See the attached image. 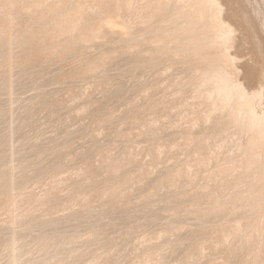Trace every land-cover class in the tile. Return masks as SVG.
Listing matches in <instances>:
<instances>
[{
	"label": "rangeland",
	"instance_id": "rangeland-1",
	"mask_svg": "<svg viewBox=\"0 0 264 264\" xmlns=\"http://www.w3.org/2000/svg\"><path fill=\"white\" fill-rule=\"evenodd\" d=\"M123 1L0 0V264H264V148L212 112L199 77L215 50H181L165 12ZM221 4L226 68L252 90L264 0Z\"/></svg>",
	"mask_w": 264,
	"mask_h": 264
},
{
	"label": "bare ground",
	"instance_id": "bare-ground-1",
	"mask_svg": "<svg viewBox=\"0 0 264 264\" xmlns=\"http://www.w3.org/2000/svg\"><path fill=\"white\" fill-rule=\"evenodd\" d=\"M119 1V0H118ZM137 1V0H136ZM146 1V0H145ZM149 1V0H148ZM151 4L150 7H152L151 13L148 15V18H155L160 14V12H165V16L163 18H159L157 21V27L164 28L167 26H170L169 29H167L166 34L168 37H170L172 40L176 41L178 46H180V49L183 51H188L193 54H198L201 50V48L205 49H213L215 50L214 53H205L202 55V58H204V62L207 64V66L204 68L202 75V78L199 77V80L204 81L207 80L206 83H213V87L211 89V93L209 92V88L207 89L208 93L211 97V104L212 106V112H219L223 109L225 111L227 117L232 122L234 121L237 123V125H240L241 127H247L252 131L255 136H253L250 146L252 147V151L255 148H264V145L261 143V141L264 139V103L258 102L259 105H261V108L263 109L258 110L254 103L257 100L256 97L258 96H264V83L260 80V82L251 90L246 88L245 86L241 85V82L234 81L230 78L231 73H229L228 69L226 68L228 66V62L230 60H234V62H237V54L230 53L231 48L226 50L223 47H226L228 45L227 43L231 39V35L235 31L232 24L229 22L228 19H226L225 16L222 15L223 12V6L221 4V0H150ZM149 1V2H150ZM135 2V0L133 1ZM132 0H124L119 6L120 8L123 7L124 9L128 10L131 6H133ZM144 2V0H143ZM142 2V3H143ZM147 2V1H146ZM96 4L95 2H93ZM136 3V2H135ZM61 4V3H60ZM137 4V3H136ZM135 4V5H136ZM87 5V4H86ZM84 6V5H83ZM139 6V5H138ZM90 7H92L90 5ZM135 8V6H133ZM132 7V9H133ZM70 8V7H69ZM80 8H82L80 6ZM84 8V7H83ZM98 8V7H97ZM141 8V7H140ZM102 9V8H100ZM131 9V11H132ZM142 9V8H141ZM69 10V9H68ZM135 10V9H134ZM133 10V12H134ZM78 11H81L78 10ZM83 11V10H82ZM99 11V10H98ZM143 11H141L142 13ZM79 14V13H78ZM97 14V13H96ZM131 14V13H130ZM148 12H146V15ZM57 15V14H56ZM81 15V13L79 14ZM139 15V14H138ZM141 15V14H140ZM139 15V16H140ZM138 16V17H139ZM137 17V16H136ZM143 17V16H142ZM71 17L69 15L65 16L66 21L70 20ZM126 19V18H125ZM128 19V18H127ZM131 18H129L130 20ZM136 19V18H135ZM138 20H141V17L137 18ZM136 19V20H137ZM144 19V18H143ZM142 19V20H143ZM62 20V19H61ZM122 20V19H121ZM124 20V19H123ZM147 20V18H146ZM155 20V19H154ZM65 21V23H67ZM135 21V20H134ZM124 22V21H123ZM132 22V21H130ZM107 25L115 26L116 23L113 19H110L106 22ZM126 24V22H125ZM133 24V23H132ZM80 25V24H79ZM59 26V25H58ZM74 25L72 24H65L64 27L73 28ZM131 26V25H130ZM12 27V26H11ZM79 27V26H78ZM148 27V26H147ZM30 28V27H29ZM150 28V27H149ZM80 29V27H79ZM76 30V29H75ZM130 31L127 29V32ZM132 31V30H131ZM75 32V31H74ZM64 33V32H63ZM78 33V32H76ZM72 35V34H71ZM40 37V36H39ZM161 37V36H160ZM232 41V40H230ZM230 43V42H229ZM100 48V47H99ZM113 51V50H112ZM17 54V53H16ZM97 54V53H96ZM240 57V56H239ZM236 60V61H235ZM10 61V60H9ZM233 62V64H234ZM23 63V62H22ZM230 63V62H229ZM232 62L230 63V65ZM237 63H235L236 65ZM233 65V68L234 66ZM34 67V66H33ZM129 67V66H128ZM171 67V66H170ZM231 67V66H230ZM128 69V68H127ZM237 69V68H235ZM239 69V68H238ZM149 70V69H148ZM170 70V69H169ZM172 70V69H171ZM184 70V69H183ZM198 71V69L196 70ZM195 71V72H196ZM200 71V70H199ZM198 71V72H199ZM153 73L155 72L152 71ZM180 72V71H179ZM193 72V71H192ZM192 72H189L193 74ZM239 72V71H238ZM182 73V72H181ZM37 74V73H36ZM173 74V73H171ZM197 74V72H196ZM111 75V74H110ZM200 75V76H201ZM180 76V75H178ZM195 76V73H194ZM197 76V75H196ZM8 77V76H7ZM140 77V76H139ZM144 77V76H142ZM187 77V76H186ZM191 77V76H190ZM193 77V76H192ZM235 77V76H234ZM177 78V77H176ZM121 79V78H120ZM152 79V78H151ZM194 79H197L194 78ZM178 80V79H177ZM185 80V79H184ZM190 83L192 82V79H190ZM195 80V86L196 81ZM239 80V79H238ZM136 81V80H135ZM144 81V80H143ZM141 82V81H140ZM150 82V81H149ZM166 82V81H165ZM164 82V83H165ZM115 83V82H114ZM136 83V82H135ZM193 83V82H192ZM200 84L202 82H199ZM205 81L203 84H206ZM139 84V83H138ZM186 84H188L186 82ZM113 85V84H112ZM127 85V84H126ZM194 85V84H192ZM143 86V85H142ZM193 86V87H195ZM199 88L201 89L204 85H199ZM201 86V87H200ZM126 87V86H125ZM145 87V86H144ZM117 88V87H116ZM191 88V85H190ZM120 89V88H119ZM122 89V88H121ZM129 89V88H128ZM142 89V88H141ZM148 89V88H147ZM164 89V88H163ZM178 89V88H177ZM194 89V88H193ZM192 89V90H193ZM198 88L194 89L197 91ZM199 89V90H200ZM206 89H202L197 92L199 93H205L204 91ZM127 90V89H126ZM195 94L196 92H194ZM204 90V91H203ZM128 91V90H127ZM162 91V89H161ZM191 91V90H190ZM69 92V91H68ZM113 92V91H112ZM181 92V90H180ZM170 93V92H169ZM192 93V92H191ZM196 94L201 95V94ZM107 94V93H106ZM105 94V95H106ZM127 94V93H126ZM135 95V94H134ZM173 95V93H172ZM203 95V94H202ZM176 96V95H175ZM214 96V98H212ZM78 97V96H77ZM158 97V96H157ZM162 97V96H161ZM174 97V96H173ZM182 97V96H181ZM203 96H198V98L203 99ZM135 98V97H134ZM181 99V98H180ZM256 99V100H255ZM260 99V97H259ZM263 99V98H262ZM193 100V99H192ZM195 100V99H194ZM83 101V100H82ZM122 101V100H121ZM138 101V100H137ZM156 101V100H155ZM261 101V100H260ZM264 101V100H263ZM118 102V101H117ZM192 102V101H191ZM11 103V102H10ZM19 103V102H18ZM82 103V102H81ZM84 103V102H83ZM128 103V102H127ZM126 103V104H127ZM129 104V103H128ZM148 104V103H147ZM199 104V103H198ZM209 104V103H208ZM10 105V104H9ZM15 105V104H14ZM146 105V104H145ZM165 105V104H164ZM185 105V104H184ZM215 105V106H214ZM216 105L219 109H217ZM141 106V105H140ZM168 106V105H167ZM180 106V104H179ZM258 106V105H257ZM157 107V106H156ZM205 107V105H204ZM207 107V106H206ZM216 107V108H214ZM202 108V107H201ZM214 109V110H213ZM218 111H216V110ZM137 110V109H136ZM161 110V109H160ZM199 110V109H198ZM211 110V109H210ZM8 111V110H7ZM10 111V110H9ZM130 111V110H129ZM162 111V110H161ZM177 111V110H176ZM204 111V110H203ZM79 112V111H77ZM134 112V111H133ZM143 113V112H142ZM141 113V114H142ZM156 113V112H155ZM174 113V112H173ZM77 114V113H76ZM179 114V113H178ZM139 115V114H138ZM144 115V114H143ZM157 115V114H156ZM225 115V114H224ZM197 116V114H196ZM223 116V115H222ZM191 117V116H190ZM148 118V117H147ZM154 118V117H153ZM165 118V117H164ZM184 118V117H183ZM221 118V117H220ZM227 118V119H228ZM130 119V118H129ZM210 119V118H208ZM226 119V120H227ZM132 120V119H131ZM137 120V119H135ZM134 120V121H135ZM169 120V119H168ZM144 121V120H143ZM194 121V120H193ZM228 121V120H227ZM22 122V121H21ZM224 122V121H223ZM230 122V123H231ZM11 123V122H10ZM93 123V122H92ZM175 123V122H174ZM199 123V122H198ZM210 123V122H209ZM123 124V123H122ZM229 124V123H227ZM25 125V124H24ZM68 125V124H67ZM164 125V124H163ZM180 125V124H179ZM188 125V124H187ZM226 125V124H225ZM236 125V124H235ZM35 126V125H34ZM120 126V124H119ZM154 126V125H153ZM181 126V125H180ZM196 126V125H194ZM200 126V125H199ZM232 125V128H235V126ZM239 126V127H240ZM11 127V126H10ZM97 127V126H96ZM117 127V126H115ZM156 127V126H155ZM176 127V126H175ZM198 127V126H197ZM225 127V126H224ZM237 127V126H236ZM237 127L238 129H240ZM118 128V127H117ZM196 128V127H195ZM67 129V128H66ZM155 129V128H154ZM153 129V130H154ZM221 129V128H220ZM230 129V128H229ZM71 130V129H70ZM114 130V129H113ZM242 130V128H241ZM240 130V131H241ZM122 131V130H121ZM245 131V130H244ZM42 132V131H41ZM93 132V131H92ZM118 132V131H117ZM120 132V131H119ZM172 132V131H171ZM201 132V130H200ZM204 132V131H203ZM31 133V132H30ZM177 133V132H176ZM247 133V131H246ZM118 134V133H117ZM132 134V133H131ZM169 134V132H168ZM173 134V132H172ZM144 135V134H143ZM235 135V134H234ZM237 135V134H236ZM240 135V134H239ZM248 135V134H247ZM228 136V135H227ZM164 137V136H163ZM171 137V136H169ZM211 137V136H210ZM36 138V137H35ZM155 138V137H154ZM40 139V138H39ZM38 139V140H39ZM132 139V138H131ZM224 139V138H223ZM154 140V139H153ZM237 140V139H235ZM242 140V139H241ZM143 141V140H142ZM239 141V140H238ZM30 142V141H29ZM35 142V141H34ZM57 142V141H56ZM144 142V141H143ZM190 142V141H189ZM226 142V141H225ZM236 142V141H235ZM241 142V141H240ZM149 143V142H148ZM162 144V143H161ZM234 144V143H233ZM237 145V142L235 143ZM11 145V144H10ZM194 145V144H193ZM209 145V144H207ZM235 145V146H236ZM244 145V144H243ZM242 145V147H243ZM86 146V145H85ZM94 147V146H92ZM98 147V146H97ZM140 147V146H139ZM150 147V146H149ZM241 147V146H240ZM246 147V145H245ZM231 148V147H230ZM234 148V146H233ZM237 148V147H236ZM159 149V148H158ZM227 149V148H226ZM60 150V149H59ZM161 150V148H160ZM237 150V149H236ZM241 150V149H240ZM12 151V150H11ZM235 151V149H234ZM203 152V151H202ZM159 153V152H158ZM243 153V150H242ZM227 155V154H226ZM241 155V154H240ZM243 155V154H242ZM258 158V162L260 163L261 168V174L262 178L264 179V153L259 152L255 154ZM254 155V157H255ZM224 156V155H223ZM253 156V155H252ZM12 157V156H11ZM184 158V157H183ZM262 158V160H261ZM188 159V158H187ZM67 160V159H66ZM197 160V159H196ZM236 160V159H235ZM234 160V161H235ZM145 161V160H144ZM189 161V159H188ZM199 161V160H198ZM212 161V159H211ZM168 162V161H167ZM180 162V161H179ZM182 162V161H181ZM32 163V162H31ZM151 163V162H150ZM171 163V162H170ZM235 163V162H234ZM225 164V163H224ZM176 166V165H175ZM259 166V165H257ZM137 167V166H136ZM191 167V166H190ZM218 167V166H217ZM7 168V167H6ZM64 168V167H63ZM189 168V167H188ZM241 169V168H240ZM127 170V169H126ZM141 170V169H140ZM190 170V169H189ZM192 170V168H191ZM203 170V169H202ZM129 171V170H128ZM242 171V170H241ZM203 174V172H201ZM100 176V175H99ZM133 176V175H132ZM61 177V176H60ZM195 177V176H194ZM198 180V179H197ZM242 180V179H241ZM142 181V180H141ZM2 185V184H1ZM178 185V184H177ZM243 185V184H242ZM16 187V186H15ZM24 187V185H23ZM177 187V186H176ZM164 188V187H163ZM252 188V187H251ZM125 189V188H124ZM164 190V189H163ZM152 191V190H151ZM162 192V191H161ZM177 193V192H176ZM152 194V193H151ZM174 195V194H173ZM167 196V195H166ZM180 199V198H179ZM10 208V207H9ZM153 208V207H152ZM8 209V208H7ZM142 209V208H141ZM15 215V214H14ZM49 219V218H48ZM76 219V218H75ZM261 219V218H260ZM260 221V220H259ZM262 221V220H261ZM260 221V222H261ZM180 222V221H179ZM253 223V221H252ZM251 224V222H250ZM263 224V223H262ZM15 225V223H14ZM254 225V224H253ZM252 226V225H251ZM262 227H260L261 230ZM9 229V228H8ZM28 230V229H27ZM187 233V232H186ZM258 232H255V234ZM161 234V233H160ZM166 235V234H165ZM85 237V236H84ZM241 237V235H240ZM182 238V237H181ZM107 239V238H106ZM144 239V238H143ZM128 240V239H127ZM142 240V238H141ZM233 240V239H232ZM137 241V240H136ZM173 241V240H172ZM20 242V241H19ZM120 242V241H119ZM154 242V241H153ZM164 242V241H163ZM133 243V242H132ZM135 244V243H134ZM205 244V243H204ZM13 245V244H12ZM16 245V244H15ZM187 245V244H186ZM134 247V246H133ZM162 250V249H161ZM182 250V249H181ZM243 251V250H242ZM15 252V251H14ZM205 252V251H204ZM260 252V251H259ZM208 253V252H207ZM206 253V254H207ZM159 256V255H158ZM112 257V256H111ZM176 258V257H175ZM213 258V257H212ZM14 259V258H13ZM174 260V258H173ZM138 261V260H137ZM195 261V260H194ZM198 261V260H197ZM13 262V261H12ZM256 262V261H255ZM14 264V263H13ZM159 264V263H158ZM203 264V263H202Z\"/></svg>",
	"mask_w": 264,
	"mask_h": 264
}]
</instances>
